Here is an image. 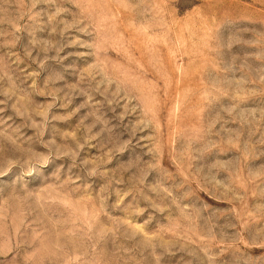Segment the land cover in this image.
<instances>
[{
  "label": "rangeland",
  "instance_id": "obj_1",
  "mask_svg": "<svg viewBox=\"0 0 264 264\" xmlns=\"http://www.w3.org/2000/svg\"><path fill=\"white\" fill-rule=\"evenodd\" d=\"M0 264H264V0H0Z\"/></svg>",
  "mask_w": 264,
  "mask_h": 264
}]
</instances>
